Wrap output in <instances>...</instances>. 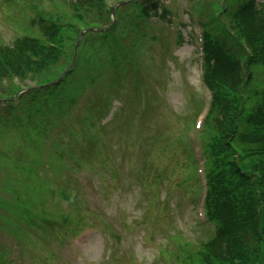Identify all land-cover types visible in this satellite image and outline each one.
<instances>
[{"label": "rangeland", "instance_id": "rangeland-1", "mask_svg": "<svg viewBox=\"0 0 264 264\" xmlns=\"http://www.w3.org/2000/svg\"><path fill=\"white\" fill-rule=\"evenodd\" d=\"M163 1L175 15L171 17L173 18L171 30H166V21L152 18L153 27L143 26L142 31L140 21L143 24L144 21L142 17H138L136 5H131L133 0L129 1L124 7H115L121 20L118 21L116 31L112 32L113 35L109 31L98 33L87 31L83 39L86 43H81L84 47L78 49L81 59L74 63L76 67L70 73L68 65L73 62L76 42L66 46L63 37L62 48L63 52H66L65 59L61 61L62 64L58 61L57 68L52 69L51 72L56 74L53 75V79L65 72L69 75L65 83L57 85L58 94L55 98L66 101L72 95L77 97L90 86L99 92L98 97L91 104L83 128L77 131L74 138L61 140L53 163L60 174L50 172L54 168L38 171V178L42 181H45L47 175H55L58 187L64 185L63 189L66 192L64 197L54 193L49 200L47 191L40 194L33 193V186L39 185L36 176L33 177V173L28 174L27 171L24 174L15 170L18 164L23 163L22 161L27 166V170L29 163L34 165L33 146L39 141L45 125L28 116L27 121L11 123L6 130L0 126L1 177L10 196L7 199L0 192L1 200L5 205H11L16 199L19 202L24 200L25 203L31 202L32 199L34 206L40 201L44 203L45 218H48L49 224H44L42 215H37L36 226L28 233V236L33 239L29 246L34 247L35 253L40 251L39 264H177L178 260L174 257L178 253L176 249L167 254L174 246V238L179 245L178 248L193 253L190 256L195 259L200 243L212 237V226H206L203 229L198 223L193 222L195 212L183 185L184 172L188 167L179 134L184 119L186 117L188 119V113L195 106L197 90L206 97L204 107L209 105L208 94L204 93L198 83L200 71L196 61V47L190 39V36H194L196 44H199V28H195L194 24L198 27L199 25L196 18L193 21L187 19V12L195 7L197 0H192L191 3L184 0ZM249 1L243 0V3ZM256 1L258 6L263 2V0ZM24 2H27V5ZM212 2L215 1L203 0L201 3L200 12L197 15L200 26L209 32L210 39L222 54L233 64L237 63L241 67V76H246L247 64H254V67L250 69L248 83L240 90L241 95L233 97L227 92L223 93L225 91L223 89L218 93L222 99L226 98V101L234 103L233 116L235 115L236 125H234L233 117L230 133L219 134L217 137V134L211 135L214 132L209 134L208 129L206 132L207 143L210 142L211 146L215 147L214 151L206 149L209 158L215 154L214 156L218 157L224 169L235 170L233 173L228 171L223 185L228 186L230 191L235 187L234 193L241 194L244 186L250 185L253 181L259 184L261 189L264 186L263 161L259 158L262 170L257 172L255 165L257 160L250 151L257 147L255 153H258V149L264 152L262 144L264 140V55L250 53V49H247L245 42L238 36L233 13L236 12L235 8L240 5V2L238 0L235 2L232 14L221 9L211 13L209 7ZM73 3L71 0H13L12 4H7L5 0L4 2L0 0V40L7 44L21 36L22 30L16 28L18 25H24L26 31L35 32L36 25L30 23V19L35 16V10L31 8V5L37 6L39 17L45 16L59 23L63 21V14L71 15L76 8ZM113 3L114 1L112 5ZM72 20L82 22L85 30L90 26L86 14L81 11H77ZM130 20L132 22L128 23ZM162 30H166L169 37L166 45L169 49L173 47L171 51L174 56L167 59L170 61L165 66L162 61L163 51L160 50L161 46L155 38ZM141 32L146 34L143 40H140L137 35ZM179 33L184 40L181 44L177 43ZM131 36L132 39L129 38ZM118 41L122 45V51L119 53L115 46ZM126 51L128 54H134L140 65L134 62L133 66H125L124 70L115 71L111 74V84L109 83V86L105 88L101 85L104 80L102 72H105L108 66H112L115 57H121ZM244 56H249V59L241 64L239 59ZM126 74L130 80H124ZM162 77H165L167 81L171 79V84L168 89H165L166 92L163 91L160 94L158 80ZM217 79V75L211 78L212 85ZM29 81H37V79L29 77L24 82L16 79L2 81L0 89L2 125H8L2 118L7 116L6 109L1 108L3 97L15 92V84L25 86ZM122 82L125 86L141 85L137 91L139 96L146 85L150 84L149 98H158L153 99L149 104L147 116L141 117L135 111L128 117L118 115L113 124L103 128L101 122L104 120L100 114L108 109V105L116 95L113 87ZM89 96L90 92L80 97L73 107L81 105L83 109L84 102ZM45 111L48 112L49 109ZM41 112L42 109L39 113ZM81 112L76 114L73 111L66 122L73 120L76 123ZM128 123L132 128L140 130V137L135 130L129 133L124 128V125ZM75 127L76 124H72L70 129ZM123 129L125 131L122 134ZM257 131L262 132V135H257ZM142 137L147 147L144 154L139 153L133 145L134 141ZM2 144L4 148H1ZM130 144L134 149H128ZM191 145L201 147L198 139ZM232 147L235 149H231ZM243 150L246 154L238 152ZM24 151H27L32 158L21 155ZM98 162L105 163L106 168L103 171L98 168ZM91 167H95V170L92 171ZM207 167L210 171L213 170L210 161ZM236 167L240 169L239 172L236 171ZM28 177L30 189L27 194V187L20 182L27 180ZM213 177L217 179L215 174ZM46 190H48L47 184ZM198 195L199 191H197L195 204L198 202ZM0 216H7V211L1 206ZM71 217L78 221L72 226V231L68 228ZM12 225L10 221L6 223L0 219L1 261L17 259L16 254L20 251L14 239L7 234ZM85 225L92 226L96 234L82 251L72 252V258L69 261L65 255V245L72 240L71 234L78 229H83ZM43 228L47 236L32 237V230L41 231ZM14 230L17 235L16 226ZM169 238L172 239L168 241ZM259 250L260 256L263 257L264 247L261 246ZM28 263L26 258L24 264Z\"/></svg>", "mask_w": 264, "mask_h": 264}, {"label": "trees", "instance_id": "trees-1", "mask_svg": "<svg viewBox=\"0 0 264 264\" xmlns=\"http://www.w3.org/2000/svg\"><path fill=\"white\" fill-rule=\"evenodd\" d=\"M94 1L95 0H76V3H78L77 5H74L78 11L82 12V7L84 5H93ZM220 1V3H217V9L226 10V12L228 11L232 14V9L237 0ZM238 1L241 3L242 0ZM144 3H147V0ZM221 3H223V5H221ZM235 9L236 12L233 13V19L237 25L236 31L238 36L245 42L247 49H250V53L263 56L264 5L261 6L260 11H251L244 5L241 7L237 6ZM97 15L98 13L95 12L87 19L90 22L98 21L95 19ZM43 18L42 16L39 17V15H37L34 19V23L37 24L36 27L38 32L43 38H46L51 27H54L55 25L52 24V22H46ZM71 20L72 19L67 16L66 23L64 24L65 29L62 33L64 34L67 30L70 31V34L65 33V44H69V39L73 36L72 34H74V36L77 35L80 31L79 26L83 25L82 22L73 23ZM140 25L142 26L143 31L144 28L142 23H140ZM171 29V26L166 27L167 31ZM166 30L160 31L158 37L156 36L157 43L162 48L164 47V50L168 49V46L166 45L168 43L166 42H169ZM234 36L238 38L236 35ZM51 38L52 37L47 39L51 40ZM29 43H32V45ZM65 56L66 52L60 54L54 49L53 53H51L47 47L39 45L38 40L23 39L22 41H18L14 50L0 52V89L1 83H3L2 81L8 79L17 78L23 82L29 79V77H32L33 79H41L45 72H50L53 75L54 73H52L51 70L57 68L56 63L58 61L59 64H62L60 60L62 61ZM211 59V62L213 61L214 69H216L214 77L217 75L218 79L213 85H211L214 93L212 112L216 115L213 120H211L209 127H211L217 135L218 133H221L222 135L231 132V124L233 122V117L235 116H233V113L235 112L234 103L229 102L231 105L229 103L226 105L227 99H222L218 93L223 89L225 90L223 93L227 92L233 97L241 95L242 92H240V90L245 85L244 81L250 78V69L254 67V64H247L245 68L246 76H241L242 69L238 64H231L228 60L222 59L217 48L211 52ZM165 64L166 62L164 61L163 66H165ZM60 67L61 66H59V68ZM234 125H236L235 117ZM258 132L259 131H257V135H262V132ZM262 144L264 145V140L262 141ZM256 145L258 146V142ZM231 149L235 148L232 147ZM256 150L257 147L250 151L253 152L252 156L254 155L253 157L257 160L255 165L257 167V172H259L262 170L259 158H261L264 165V152H260L262 150L258 149V153H255ZM238 152L246 154L245 150ZM214 155H211L209 158L213 170L210 171L208 169L211 187L208 207L213 214V219L220 227V234L210 243V245L215 246L212 251L208 250L207 254L203 256V259L198 260L197 263L231 264L230 260V262L223 263L219 257V248L224 243L228 255L233 257L232 264H264V256H260L259 250L261 246L264 247V186L261 189L259 184H256L255 181H253L250 185L244 186L241 194L234 193L235 187L230 191L229 187H226L223 183L228 171L232 170L224 169L223 165L219 162L218 157ZM221 166L222 168H220ZM236 171L239 172L240 169L236 167ZM213 174L216 175L217 179H214ZM228 183L230 184L231 180L228 181ZM182 264H185V262L183 261Z\"/></svg>", "mask_w": 264, "mask_h": 264}]
</instances>
